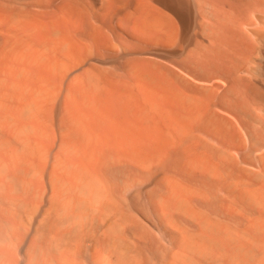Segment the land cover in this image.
<instances>
[{"label": "bare ground", "instance_id": "6f19581e", "mask_svg": "<svg viewBox=\"0 0 264 264\" xmlns=\"http://www.w3.org/2000/svg\"><path fill=\"white\" fill-rule=\"evenodd\" d=\"M263 62L264 0H0V264H264Z\"/></svg>", "mask_w": 264, "mask_h": 264}, {"label": "rangeland", "instance_id": "374dc122", "mask_svg": "<svg viewBox=\"0 0 264 264\" xmlns=\"http://www.w3.org/2000/svg\"><path fill=\"white\" fill-rule=\"evenodd\" d=\"M263 66H264V62L262 63V67H261V69H260V70H261V71H260V74H261V75H264V70H263L264 67H263Z\"/></svg>", "mask_w": 264, "mask_h": 264}]
</instances>
